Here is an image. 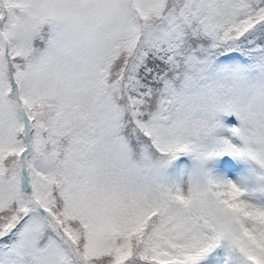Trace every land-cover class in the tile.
I'll return each instance as SVG.
<instances>
[{
	"label": "snow or ice",
	"instance_id": "obj_1",
	"mask_svg": "<svg viewBox=\"0 0 264 264\" xmlns=\"http://www.w3.org/2000/svg\"><path fill=\"white\" fill-rule=\"evenodd\" d=\"M0 264H264V0H0Z\"/></svg>",
	"mask_w": 264,
	"mask_h": 264
}]
</instances>
